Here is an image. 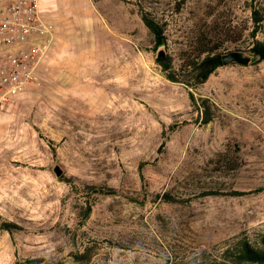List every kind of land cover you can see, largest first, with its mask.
<instances>
[{
  "label": "rangeland",
  "instance_id": "374dc122",
  "mask_svg": "<svg viewBox=\"0 0 264 264\" xmlns=\"http://www.w3.org/2000/svg\"><path fill=\"white\" fill-rule=\"evenodd\" d=\"M250 3L40 0L52 44L0 123V223L12 225L0 264H214L258 242L264 60L250 48L264 44V17L252 38ZM142 9L166 24L172 55L213 14L228 32L222 54L251 56L190 89L209 101V123L156 65Z\"/></svg>",
  "mask_w": 264,
  "mask_h": 264
},
{
  "label": "trees",
  "instance_id": "16d2710c",
  "mask_svg": "<svg viewBox=\"0 0 264 264\" xmlns=\"http://www.w3.org/2000/svg\"><path fill=\"white\" fill-rule=\"evenodd\" d=\"M254 1L251 0L250 3L249 22L252 26L250 36L255 39L264 16L263 12L255 7ZM181 4H178V11ZM140 15L153 40L156 65L168 81L179 83L189 90H196L222 66L221 50L228 40L226 38L228 32L226 26L219 23L217 16L206 14L198 23L192 24L180 42H173L175 55H172L167 49L169 40L163 20L144 9L140 11ZM250 52L264 60L263 43L255 40ZM191 90L189 91L191 103L200 110L202 123H209L213 118L209 101L204 98L196 99ZM11 226L5 221L0 223V229L4 231L11 232ZM223 254L228 263L223 261L214 264H264V234L256 243L243 240L228 247ZM30 264H39V261L31 260Z\"/></svg>",
  "mask_w": 264,
  "mask_h": 264
},
{
  "label": "built area",
  "instance_id": "2783aa9c",
  "mask_svg": "<svg viewBox=\"0 0 264 264\" xmlns=\"http://www.w3.org/2000/svg\"><path fill=\"white\" fill-rule=\"evenodd\" d=\"M53 40L40 0H0V123L20 95L37 81Z\"/></svg>",
  "mask_w": 264,
  "mask_h": 264
},
{
  "label": "water",
  "instance_id": "95a60500",
  "mask_svg": "<svg viewBox=\"0 0 264 264\" xmlns=\"http://www.w3.org/2000/svg\"><path fill=\"white\" fill-rule=\"evenodd\" d=\"M250 62H251V56L240 50L226 52L221 55L222 66H228L231 64L248 66ZM54 172L56 176H60L62 174V171L58 167H55Z\"/></svg>",
  "mask_w": 264,
  "mask_h": 264
}]
</instances>
